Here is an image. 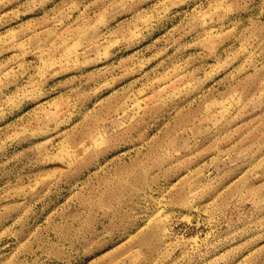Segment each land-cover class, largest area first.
Wrapping results in <instances>:
<instances>
[{
  "label": "rangeland",
  "instance_id": "374dc122",
  "mask_svg": "<svg viewBox=\"0 0 264 264\" xmlns=\"http://www.w3.org/2000/svg\"><path fill=\"white\" fill-rule=\"evenodd\" d=\"M0 264H264V0H0Z\"/></svg>",
  "mask_w": 264,
  "mask_h": 264
}]
</instances>
